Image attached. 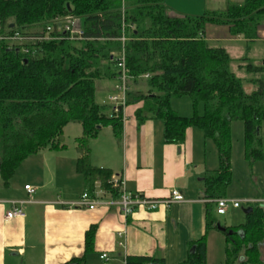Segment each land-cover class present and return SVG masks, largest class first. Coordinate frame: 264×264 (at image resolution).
<instances>
[{
  "label": "trees",
  "instance_id": "16d2710c",
  "mask_svg": "<svg viewBox=\"0 0 264 264\" xmlns=\"http://www.w3.org/2000/svg\"><path fill=\"white\" fill-rule=\"evenodd\" d=\"M67 17L82 19L84 40L46 41L28 46L29 53L0 42V178L6 188L29 157L42 150H65L64 129L73 123L83 129L76 139V171L85 181V192L94 199L99 183L101 190L121 199L112 171L92 164L90 144L104 127H112L119 139L123 134L121 115L108 114L96 102V83L117 76L123 24L130 76L139 84L149 75L143 81L147 95L139 91L131 100L130 93L128 104H142L135 114L138 126L149 118L162 121L166 144H182L186 131L196 128L217 148L219 166L205 176V199H224L227 194L234 122L244 124L245 158L251 164L264 160L258 135L264 120V59L235 60L225 48L205 39L206 27L215 25L228 26L232 36L253 42L264 25V0H244L230 4L225 12L197 17H170L163 0H127L124 16L121 0H0L3 31L38 35L56 19ZM236 61L244 77L233 71ZM246 83L256 87L250 94ZM183 96H189L194 107L190 118L171 106L173 99ZM249 209L244 224L221 232L227 243L225 264H264V209ZM218 225L213 208L207 206L205 234L189 244L190 254L180 264H207V235ZM96 232V225L86 232L84 257L67 264L85 262L94 251ZM125 264L166 263L152 256H127Z\"/></svg>",
  "mask_w": 264,
  "mask_h": 264
},
{
  "label": "crops",
  "instance_id": "0c3cea01",
  "mask_svg": "<svg viewBox=\"0 0 264 264\" xmlns=\"http://www.w3.org/2000/svg\"><path fill=\"white\" fill-rule=\"evenodd\" d=\"M163 1L169 5L168 0ZM181 1L179 3L184 4L176 8L177 13L167 12L170 17L225 12L230 4L244 2ZM205 39L225 48L235 60L248 56L253 62L251 48L264 46V25L258 28L257 39L251 43L242 36H232L228 26L208 25ZM116 84V77L96 83V102L104 106L108 114L110 104H101L98 93L106 94L108 101ZM143 87L145 84L131 86L130 99L138 97ZM244 88L248 94L256 89L251 83ZM140 107L141 104H130L125 109L120 139L114 135L112 127L102 128L90 144L91 162L98 168L110 169L115 180L124 182L121 190L127 194L164 201L176 190L185 200L161 205L153 211L136 208L126 216L118 200L101 190L97 183L94 193L97 207L94 210L77 207L76 203L86 191L85 181L76 171L80 157L76 139L82 135L83 129L81 125L71 123L64 129L65 150H42L29 157L19 167L10 186H4V192L0 190V264H67L72 259L83 258L86 232L95 225L94 251L87 255L83 264H125L127 256H152L164 259L166 264H180L188 258L189 244L205 234L207 206L213 211L216 208V200L204 198V179L208 172L217 170L218 158L209 153L211 162H208L211 147L202 131L196 128L186 131L182 144H166L162 121L149 118L139 127L135 114ZM68 130L74 137L72 151L66 144ZM212 144L210 146L218 156L214 142ZM18 174L22 178L16 181ZM255 182L263 192L239 197L253 199L256 201L254 205L264 209V176H256ZM27 185L36 189L31 197L25 190ZM10 201H26L25 218L5 219L9 208L7 202ZM209 252L210 234L207 264H212ZM104 254L106 260L101 259Z\"/></svg>",
  "mask_w": 264,
  "mask_h": 264
},
{
  "label": "built area",
  "instance_id": "2783aa9c",
  "mask_svg": "<svg viewBox=\"0 0 264 264\" xmlns=\"http://www.w3.org/2000/svg\"><path fill=\"white\" fill-rule=\"evenodd\" d=\"M122 2V13L124 16V11L126 8L127 0H121ZM55 33V35H53ZM61 38H68L71 41L84 40L85 30L83 28V21L80 18L67 17L64 19H56L53 23L46 26L45 31L38 35H22L19 32L3 31L0 24V42H5L9 48L15 46H20L22 52L29 53L28 46L37 45L42 42L57 40ZM122 43V50L116 56L117 63V84L115 86L114 93L108 98V103L110 104L111 110L115 115H123L130 98V76L129 69L126 64V52L125 43L128 41L126 35V26L123 24L122 37L119 39ZM142 78V77H141ZM144 79H148L149 75H144ZM112 115V114H111ZM125 118V117H124ZM125 121V120H124ZM123 121V122H124ZM113 181L116 185L120 186L121 189L124 187V182L122 180ZM25 190L28 196L31 197L35 194L36 189L30 185L25 186ZM184 196L179 191H173L171 196L164 201L148 200L141 195H131L127 194L122 190V197L118 200V205L121 207L123 213L129 216L134 209L143 208L149 211L156 210L161 205H170L172 203L183 202ZM26 201H10L7 202L9 208L5 214V219L11 221L17 218H25L26 214L24 211V205ZM253 201L245 202L248 206L252 205ZM216 204V214L223 216L227 213L229 208L239 209L241 207L240 201L232 199H218L215 201ZM77 207L87 208L89 210H94L97 207V202L92 199L88 193H83L79 202L76 203ZM102 260L107 259V255L101 256Z\"/></svg>",
  "mask_w": 264,
  "mask_h": 264
},
{
  "label": "rangeland",
  "instance_id": "374dc122",
  "mask_svg": "<svg viewBox=\"0 0 264 264\" xmlns=\"http://www.w3.org/2000/svg\"><path fill=\"white\" fill-rule=\"evenodd\" d=\"M167 2H169V5L165 3L167 12L171 10L177 13L178 9L176 11V8L184 4V3H179V2H182L181 0L180 1L168 0ZM251 49H252L251 59L253 60V62L257 63L260 60L264 59V46L261 45V46H258L256 48H251ZM34 56L37 57V52L34 54ZM240 63L241 62L236 61L233 64L232 69L238 77H244L245 76L244 71L239 68ZM141 79H143V81L145 80L143 76ZM143 81L139 84H136L134 83L133 78H132L130 80L129 86L130 88L131 86H135V85H138L140 87V85L145 84ZM247 85L248 83H246L244 87H246ZM143 91H144V95H147L145 87H143ZM98 94H99L98 96H99V100L101 104L109 105L106 94L104 93L102 94V92ZM138 104H141V103H138ZM129 105L130 104H128L127 106ZM131 105H136V104L132 103ZM171 106L174 111H176L180 116L184 118H190L194 115V107H193L192 101L189 96H183L180 98L173 99L171 102ZM108 112L114 115L116 118L120 116L118 114L115 115L111 113L113 112L111 110V107L108 109ZM198 112L200 115L203 114L204 107L202 104L199 105ZM124 117H125V111L123 115H121V121L125 120ZM72 127H75V126H72ZM72 134L73 133L70 132V130H68L67 135H66L67 136L66 144L69 146L71 151L73 149V144H74V139H73L74 137H72L73 136ZM259 136L262 139V150L264 151V120L261 123V128L259 130ZM231 140H232V160H231L232 179L227 189L226 195L228 196V199H232V200L236 199L237 201H240L241 207L235 210L233 208H229L227 213L223 216L217 215L216 208L214 207V211H213L214 217L216 218L219 225L223 228L236 227V226H240L245 223L246 221L245 211L247 210V208L251 206H255L254 204H256L255 203L256 201L253 199L240 198L239 196H251V194L257 195L258 191H262V190H259V187L257 186L255 182V177L264 176V162H262L264 160L259 161V163L257 161V165L256 164L252 165L249 162V160L245 158L243 122L236 121L232 124ZM207 143L209 147H211V149L208 150V155H207L208 162H211V160L209 159V153L210 155H213V157L218 158V156L215 154L214 150L212 149V146H210V145H213L212 144L213 142L208 139ZM217 166H219V160L217 161ZM21 178H22L21 174L20 175L18 174V178L16 181H19ZM3 188L5 189L4 182L0 178L1 192H4ZM248 201H253L254 203L248 206L247 204H245V202H248ZM209 234H210L209 255H210L212 264H225V257H226L225 252H226V247H227L225 235L222 234L221 232H218L217 230L210 231L207 235V245H208V240H209Z\"/></svg>",
  "mask_w": 264,
  "mask_h": 264
},
{
  "label": "water",
  "instance_id": "95a60500",
  "mask_svg": "<svg viewBox=\"0 0 264 264\" xmlns=\"http://www.w3.org/2000/svg\"><path fill=\"white\" fill-rule=\"evenodd\" d=\"M68 8H70L69 5H68ZM258 135H259V130H258ZM0 172H1V163H0ZM251 211H252V209H248V210L246 211V214H249ZM217 228H218V231H220V232H225V231H226V229L223 228V227H221L220 225H218Z\"/></svg>",
  "mask_w": 264,
  "mask_h": 264
}]
</instances>
